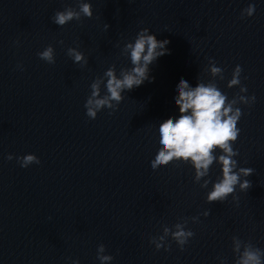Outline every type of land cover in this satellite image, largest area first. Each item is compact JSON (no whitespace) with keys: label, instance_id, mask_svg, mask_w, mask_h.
<instances>
[{"label":"clouds","instance_id":"9594fccd","mask_svg":"<svg viewBox=\"0 0 264 264\" xmlns=\"http://www.w3.org/2000/svg\"><path fill=\"white\" fill-rule=\"evenodd\" d=\"M255 12L254 4H250L242 11V16L251 17ZM93 16L92 5L86 0H78V10L73 7H66L62 11H56L51 17L54 24L63 27L73 20H81L82 17L91 18ZM105 30L109 25L105 24ZM63 43V41H60ZM169 40H158L155 34H151L148 28H143L138 32L134 42H127L122 54L130 59L131 67L122 68L117 75L115 65L109 67L102 77H97L90 85L91 94L85 102L86 115L90 119H95L97 113L104 108L115 111L119 103L124 99L122 93L131 91L135 87L141 86L146 80L154 79L149 76V66L157 58L168 54L170 50L166 47ZM67 54L75 63L85 65L88 63L85 55L77 48H68ZM40 59L49 64L55 63L54 48L49 45L37 54ZM207 71L213 78L209 82L200 80L195 87H192L188 80L181 78L177 85L178 95L175 103L179 108L178 118L172 117L159 124V149L154 159L150 162L153 170L161 166H167L175 161L190 164L194 169V182L200 184L201 188H207L211 182L209 177L211 166L216 163L221 167V175L212 183V188L206 195L208 203L224 202L229 196L238 203L239 197L236 195L237 186L244 192L252 187V182L247 178L254 172L252 168L240 167L234 157L238 156V150H234L232 145L238 140L240 128L238 122L243 115L237 105H250L255 102V96H245L247 87L241 85L242 68L237 65L227 82L228 88L239 86V93L229 99L222 92L215 82V78L224 79L223 69L216 65V61L209 59ZM246 79V77H245ZM101 85H104L106 93L101 95ZM111 114V113H110ZM217 152L220 154L217 155ZM12 160L11 154L7 157ZM21 167L27 168L31 164H39L40 160L35 154H26L17 157ZM209 211L203 212L208 216ZM189 218H181L180 222L171 227L165 225L163 234L152 237L157 250L165 248L169 250L170 245H166V239L171 236L181 250L188 243L194 233L186 228ZM193 223L198 222L199 217L190 218ZM233 252L236 254L235 264H264V250L255 247L251 242H245L236 236L232 237ZM106 247L100 244L97 248V259L101 264H108L113 260L112 255H106ZM72 264H79L74 260ZM224 264V261H221Z\"/></svg>","mask_w":264,"mask_h":264}]
</instances>
